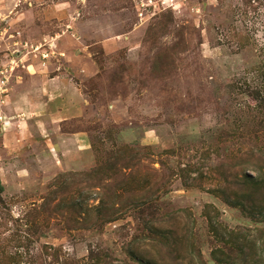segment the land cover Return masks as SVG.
<instances>
[{
	"label": "rangeland",
	"instance_id": "374dc122",
	"mask_svg": "<svg viewBox=\"0 0 264 264\" xmlns=\"http://www.w3.org/2000/svg\"><path fill=\"white\" fill-rule=\"evenodd\" d=\"M262 74L264 0H0V264H264Z\"/></svg>",
	"mask_w": 264,
	"mask_h": 264
},
{
	"label": "trees",
	"instance_id": "16d2710c",
	"mask_svg": "<svg viewBox=\"0 0 264 264\" xmlns=\"http://www.w3.org/2000/svg\"><path fill=\"white\" fill-rule=\"evenodd\" d=\"M262 77L264 79V74H262ZM253 99H254V101L257 104H259L258 109H264V86L258 87L256 89L255 94L253 96ZM123 153L126 154L128 157H131V158L134 157L132 155L134 153V150L133 149L127 148L124 151H122L120 154L123 155ZM261 153H262V155L264 154V152H261ZM128 157H125V158H128ZM124 169H125V167H124ZM261 180L262 179L257 180L255 185L258 186L261 183ZM3 193H4V186H3L2 182H1V179H0V201H2V194ZM212 232L220 240L222 239V236L218 233V229H216V228L213 227V231ZM231 236H232L231 233H227V237L228 238H231ZM223 241L225 242V238L223 239ZM231 244H232V242H231ZM22 259H23L22 253L19 252L18 254H15V256H12L11 262L12 263H16L15 262V260H16L17 261L16 264H20V263H22Z\"/></svg>",
	"mask_w": 264,
	"mask_h": 264
},
{
	"label": "crops",
	"instance_id": "0c3cea01",
	"mask_svg": "<svg viewBox=\"0 0 264 264\" xmlns=\"http://www.w3.org/2000/svg\"><path fill=\"white\" fill-rule=\"evenodd\" d=\"M72 97L76 101V104L72 105L71 107L70 106L65 107V108H63V110H77L78 112H80V110H87L88 109V106H87L88 103L86 104L84 97H82V95H80L79 92L78 93L77 92L72 93ZM65 114H66L65 112H59L56 114V116L57 117L64 116Z\"/></svg>",
	"mask_w": 264,
	"mask_h": 264
},
{
	"label": "built area",
	"instance_id": "2783aa9c",
	"mask_svg": "<svg viewBox=\"0 0 264 264\" xmlns=\"http://www.w3.org/2000/svg\"><path fill=\"white\" fill-rule=\"evenodd\" d=\"M54 54H55V53H51L52 56H55ZM49 57H50V54L44 56V59L46 60V59H48Z\"/></svg>",
	"mask_w": 264,
	"mask_h": 264
}]
</instances>
